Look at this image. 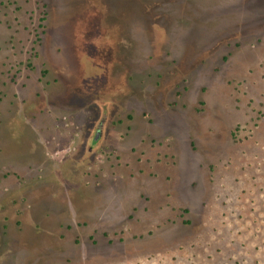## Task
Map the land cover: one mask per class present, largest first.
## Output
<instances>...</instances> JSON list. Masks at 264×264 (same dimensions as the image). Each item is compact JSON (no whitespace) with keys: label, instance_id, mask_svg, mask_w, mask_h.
<instances>
[{"label":"rangeland","instance_id":"374dc122","mask_svg":"<svg viewBox=\"0 0 264 264\" xmlns=\"http://www.w3.org/2000/svg\"><path fill=\"white\" fill-rule=\"evenodd\" d=\"M0 264H264V0H0Z\"/></svg>","mask_w":264,"mask_h":264},{"label":"flooded vegetation","instance_id":"af4514ba","mask_svg":"<svg viewBox=\"0 0 264 264\" xmlns=\"http://www.w3.org/2000/svg\"><path fill=\"white\" fill-rule=\"evenodd\" d=\"M98 136H99V135H98ZM98 136H97V137H98Z\"/></svg>","mask_w":264,"mask_h":264}]
</instances>
